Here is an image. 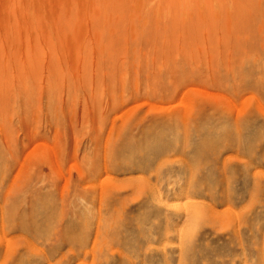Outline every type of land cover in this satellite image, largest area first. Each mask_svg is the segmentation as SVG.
<instances>
[{
  "label": "rangeland",
  "instance_id": "obj_1",
  "mask_svg": "<svg viewBox=\"0 0 264 264\" xmlns=\"http://www.w3.org/2000/svg\"><path fill=\"white\" fill-rule=\"evenodd\" d=\"M0 264H264V0H0Z\"/></svg>",
  "mask_w": 264,
  "mask_h": 264
}]
</instances>
